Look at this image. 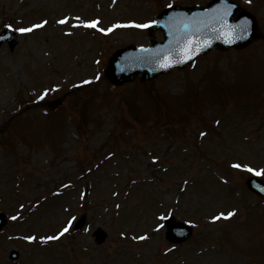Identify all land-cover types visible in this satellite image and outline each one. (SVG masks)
Listing matches in <instances>:
<instances>
[{
	"label": "rangeland",
	"instance_id": "374dc122",
	"mask_svg": "<svg viewBox=\"0 0 264 264\" xmlns=\"http://www.w3.org/2000/svg\"><path fill=\"white\" fill-rule=\"evenodd\" d=\"M208 1L0 0V32L14 33L0 47V264H264L253 174L222 173L264 168V0H235L262 33L241 51L153 81L104 76L116 50L163 39L120 25ZM169 216L187 242L167 239Z\"/></svg>",
	"mask_w": 264,
	"mask_h": 264
},
{
	"label": "water",
	"instance_id": "95a60500",
	"mask_svg": "<svg viewBox=\"0 0 264 264\" xmlns=\"http://www.w3.org/2000/svg\"><path fill=\"white\" fill-rule=\"evenodd\" d=\"M254 18L229 0H213L206 7H170L149 27L151 32L162 30L164 41H154L149 48L129 46L117 51L109 61L106 78L115 86L130 82L139 74H142V81L152 80L175 68L188 67L213 48L241 50L261 38ZM245 24L247 31H241ZM13 37L9 30L0 34V47L5 41L13 47ZM247 185L264 197V181L251 178ZM4 223L1 218L0 229ZM81 223L83 220L79 226ZM166 223L167 237L171 241L183 242L192 233L190 228L173 219Z\"/></svg>",
	"mask_w": 264,
	"mask_h": 264
},
{
	"label": "snow or ice",
	"instance_id": "6c2138e0",
	"mask_svg": "<svg viewBox=\"0 0 264 264\" xmlns=\"http://www.w3.org/2000/svg\"><path fill=\"white\" fill-rule=\"evenodd\" d=\"M60 23H67V20H61L59 21ZM45 23H47L45 21ZM98 21H91V22H88V23H85L83 24L84 27H90V28H95L97 27L98 25ZM150 23H156V21H152ZM42 25H36L35 27H41ZM120 26H131V27H137V28H147L150 26L149 23H144V24H136V23H132L130 25H120ZM101 32H105V29L104 28H100L99 29ZM20 32H29V31H32V29H29V28H21L19 29ZM107 31H111V29H108ZM241 31H247V25H242L241 26ZM189 55H190V50H189ZM167 66V65H165ZM235 168L237 169H240V168H245L246 171H248L249 173H252L253 175L257 176V177H264V168H261V169H256V168H252L250 166H246V165H241V164H235L233 165ZM264 190V189H262ZM232 215H234V213H227L226 215L225 214H221V216H224V218H230ZM221 217L218 216V217H214V219H220ZM70 227V225H69ZM69 227H65L63 229V232L61 233V235H63L64 233L68 232L69 231ZM58 237H48L47 239L51 240V239H56ZM146 237H140V239H145ZM31 239H35V237H32Z\"/></svg>",
	"mask_w": 264,
	"mask_h": 264
},
{
	"label": "trees",
	"instance_id": "16d2710c",
	"mask_svg": "<svg viewBox=\"0 0 264 264\" xmlns=\"http://www.w3.org/2000/svg\"><path fill=\"white\" fill-rule=\"evenodd\" d=\"M186 121H187V120H185L184 122H182V124L186 125Z\"/></svg>",
	"mask_w": 264,
	"mask_h": 264
}]
</instances>
